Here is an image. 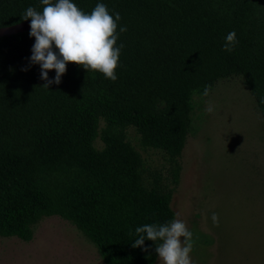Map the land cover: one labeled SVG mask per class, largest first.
Wrapping results in <instances>:
<instances>
[{"label":"trees","instance_id":"16d2710c","mask_svg":"<svg viewBox=\"0 0 264 264\" xmlns=\"http://www.w3.org/2000/svg\"><path fill=\"white\" fill-rule=\"evenodd\" d=\"M72 2L85 13L98 3L119 12L118 78L68 63L61 83L45 88L40 66L30 64V30L0 37V237L30 242L33 227L56 216L105 264H156L154 241L145 240L149 252L131 245L137 227L175 219L172 192L144 185V161L126 131L168 156L178 185L195 98L206 85L212 92L220 80L241 78L264 118V0ZM28 7L43 9L41 0H0V28L29 21ZM232 31L238 42L228 52Z\"/></svg>","mask_w":264,"mask_h":264},{"label":"rangeland","instance_id":"374dc122","mask_svg":"<svg viewBox=\"0 0 264 264\" xmlns=\"http://www.w3.org/2000/svg\"><path fill=\"white\" fill-rule=\"evenodd\" d=\"M209 101L212 113L205 111ZM126 136L144 161V185L168 188L173 211L193 232L192 264H264V118L241 78L220 80L207 97L195 98L178 185L164 152L143 147L134 128ZM95 147H104L100 137ZM0 264L105 263L82 232L54 216L33 227L30 242L0 237Z\"/></svg>","mask_w":264,"mask_h":264},{"label":"clouds","instance_id":"9594fccd","mask_svg":"<svg viewBox=\"0 0 264 264\" xmlns=\"http://www.w3.org/2000/svg\"><path fill=\"white\" fill-rule=\"evenodd\" d=\"M41 3L42 11L28 7L22 19L31 20L29 35L35 38V43L31 49L30 64L40 66V78L46 81L43 86L49 88L52 84H60L68 63L81 65L87 71H98L112 81L117 80L116 69L124 47L123 44L116 46L119 39L117 22L121 20L119 12H115L113 17L104 3L96 4L90 13L79 9L72 0H41ZM119 31L125 32L127 28L121 27ZM237 42L236 32L228 33L224 50L231 52ZM53 69L56 75L50 79L49 71ZM211 90L212 86L206 85L203 96L207 97ZM261 103L264 104V98ZM205 111H214L211 101ZM175 215V219L163 224L137 227V238L131 246L149 252L150 248L144 246L145 240L154 241L155 253L161 264H192L190 253L195 243L194 234L179 218L180 213ZM211 219L218 227V214L213 213Z\"/></svg>","mask_w":264,"mask_h":264},{"label":"water","instance_id":"95a60500","mask_svg":"<svg viewBox=\"0 0 264 264\" xmlns=\"http://www.w3.org/2000/svg\"><path fill=\"white\" fill-rule=\"evenodd\" d=\"M31 20L23 22L17 26H11L8 28H0V37H6L14 34L21 33L23 31L30 30Z\"/></svg>","mask_w":264,"mask_h":264}]
</instances>
